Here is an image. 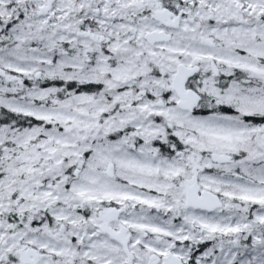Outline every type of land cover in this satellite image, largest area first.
I'll use <instances>...</instances> for the list:
<instances>
[{
  "label": "snow or ice",
  "instance_id": "snow-or-ice-1",
  "mask_svg": "<svg viewBox=\"0 0 264 264\" xmlns=\"http://www.w3.org/2000/svg\"><path fill=\"white\" fill-rule=\"evenodd\" d=\"M0 264H264V0H0Z\"/></svg>",
  "mask_w": 264,
  "mask_h": 264
}]
</instances>
